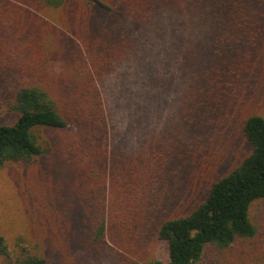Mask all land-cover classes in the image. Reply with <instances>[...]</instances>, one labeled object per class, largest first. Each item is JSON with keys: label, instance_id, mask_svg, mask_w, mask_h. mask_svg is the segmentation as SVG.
Wrapping results in <instances>:
<instances>
[{"label": "rangeland", "instance_id": "obj_1", "mask_svg": "<svg viewBox=\"0 0 264 264\" xmlns=\"http://www.w3.org/2000/svg\"><path fill=\"white\" fill-rule=\"evenodd\" d=\"M132 2L110 0L107 10L86 0L58 8L0 0V124L16 119L1 111L18 85L37 81L21 69L29 51L18 44L37 32L62 37L55 43L60 52L45 61L50 75L39 79L56 97L65 94L76 112L84 104L74 95L84 81L77 67L83 68L106 116L96 129L75 119L41 128L49 146L43 155L0 168V234L11 258L31 253L46 264H137L107 236V212L116 208L110 185L95 194L74 164L104 146L107 155L96 154L101 162L94 166L110 178L129 226L151 243L149 261L168 264L167 242L156 240L152 219L191 209L250 150L241 121L247 110L264 116V0H255L252 31L230 36L215 35L213 20L159 14L150 4L142 13ZM88 95L98 111L92 87ZM249 213L256 236L207 248L202 264H264V198Z\"/></svg>", "mask_w": 264, "mask_h": 264}, {"label": "trees", "instance_id": "obj_2", "mask_svg": "<svg viewBox=\"0 0 264 264\" xmlns=\"http://www.w3.org/2000/svg\"><path fill=\"white\" fill-rule=\"evenodd\" d=\"M27 1L37 8H58L65 2V0ZM86 1L89 5L112 10L110 0ZM126 1H133L132 3L142 8V13L146 4H150L153 9L161 8L159 14L164 10L173 17L185 20L192 18L213 20V25L216 27L215 35L219 33L226 36L233 33L240 35V32L252 31L256 14L255 0ZM132 3H124V5L132 6ZM165 7L167 9H162ZM9 16L16 18V14L10 12ZM18 21L20 20L15 22L16 25ZM61 38L58 34L45 35L43 32H37V35L29 34L23 45L21 42L18 43L24 47L23 51H29L27 60L25 59L26 63L21 69L27 75L37 74V81L26 80L18 85L12 98L1 111V114L14 113L16 119L12 123L0 124V168L7 163L28 162L43 155L49 146L42 142L39 133L41 128H64L71 119L79 123L84 122L96 129L97 119L102 118L105 125L106 116L100 95L83 68L77 67L76 75L84 81L80 82L82 85L77 83L74 95L75 100L84 104L83 106L79 104L76 112L72 110L71 104H68L67 98L64 99L65 94L56 97L46 82L39 79L50 75L45 61L53 58L55 52H60L55 43ZM85 59L87 60V57ZM34 60L37 65L34 64L35 62L31 63ZM78 63L79 59L75 66ZM88 68L92 70L90 64ZM89 87H92L97 95L98 111L94 110V99L88 95ZM59 90L61 91L60 86ZM247 111L244 112L241 121V132L249 143L250 150L227 173L212 180L204 198L196 202L191 209L177 215L168 213L159 219H152L156 240L167 242L168 264H202L207 248L214 246L220 250L227 249L239 239H252L256 236L258 229L249 211L254 201L264 198V116L257 111ZM96 150L98 153H93L91 160L74 164L81 171H86L94 193L105 190L104 187L108 184L110 196L116 195L112 190L110 178H107L106 173L101 174L94 166L95 161L100 164L99 157L107 155L106 147L98 146ZM119 184L123 191L128 187L124 182ZM110 196V201L114 200L110 204H116V208H110L107 212V236L111 243L117 245L126 254L135 257L137 264H152L149 261L151 243L148 238L141 233L140 228L129 226L132 223L129 212L119 211L118 205L121 201L117 195L114 198ZM155 263L159 264V262ZM0 264H46V259L31 253L11 258L5 238L0 234Z\"/></svg>", "mask_w": 264, "mask_h": 264}]
</instances>
